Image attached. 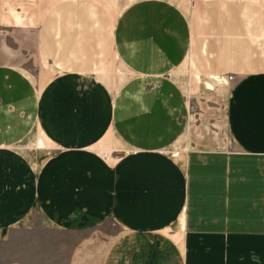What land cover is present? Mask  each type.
Segmentation results:
<instances>
[{
    "label": "crops",
    "instance_id": "obj_1",
    "mask_svg": "<svg viewBox=\"0 0 264 264\" xmlns=\"http://www.w3.org/2000/svg\"><path fill=\"white\" fill-rule=\"evenodd\" d=\"M67 1L38 11L40 56L55 70L41 88L0 63V264H35L9 251L39 233L82 237L67 264H264V46L263 58L239 47L264 37V22L258 33L243 21L254 5L264 18V0H214L230 3L221 16L235 81L232 145L218 150L184 139L190 100L175 85L183 59L171 34L180 17L160 25L155 45L144 18L159 0H127L117 15L93 5L108 0ZM112 53L123 79L104 73Z\"/></svg>",
    "mask_w": 264,
    "mask_h": 264
},
{
    "label": "rangeland",
    "instance_id": "obj_2",
    "mask_svg": "<svg viewBox=\"0 0 264 264\" xmlns=\"http://www.w3.org/2000/svg\"><path fill=\"white\" fill-rule=\"evenodd\" d=\"M64 1L66 0H48L42 3V0H0V63L20 69L38 88H41L55 72L54 68L46 63L43 55L40 56L36 36L37 27L39 21L42 22V18H38V11L40 7L43 10H49L65 6V3L70 4L68 1ZM159 1L160 9L155 15L156 17H147L144 20L154 23L149 26V29L153 34L155 33L153 36L155 45H159L161 44L158 36L160 25L173 29L172 23L176 24V19L180 17L177 19L179 25H176L171 34L176 42L173 49L174 56L183 59L182 62L174 66L175 85L183 90L190 100L189 134L184 139H190L193 143L195 139L201 137L206 142L208 149L229 148L232 145V140L227 132L226 108L235 81L228 79L229 76L233 78V74H228L227 71L232 67L226 65L230 53L225 48L226 35L224 33L225 28H228L226 24L230 23L231 19L221 15L230 9L228 7L230 3L215 2L214 0ZM130 3L127 0H108L95 2L93 5H103L107 9L115 11L117 15ZM136 4L139 2L133 3L132 9L136 7ZM78 8L82 7L78 6ZM171 9L174 12V18L171 17ZM261 11V7L254 5V8L243 12L244 15H249V19L245 18L243 21L251 22L252 28L258 33H260L261 24L264 22ZM30 14H36V16L29 17ZM135 19L134 15L127 16L129 23L134 22ZM117 20L119 21V18ZM30 23L36 25L35 32L28 30L30 27L27 25ZM183 25L187 31L186 34L183 33L182 39L186 40L185 46L182 42L178 43V39L176 40L178 31L181 34L184 31ZM252 34H250L249 41H247L248 37L242 39L241 43L242 41L246 42L239 47L245 49L247 47L245 44L248 42V45L251 44L257 48L256 50L260 54L258 57L263 58L261 56L264 37L255 38V42H250L254 37ZM133 37H135V33ZM254 48H252L253 52ZM244 51H242L243 54ZM246 53L247 51H245ZM110 57L111 63L104 73L111 77L121 74L120 79H123V70L120 63L115 60L116 56L112 53ZM120 83L117 81L114 86L116 87ZM81 238V236H69L66 233L53 234L50 237L41 233L31 237L19 235L16 247L9 253H12L15 260H30L35 264H67L69 247Z\"/></svg>",
    "mask_w": 264,
    "mask_h": 264
},
{
    "label": "built area",
    "instance_id": "obj_3",
    "mask_svg": "<svg viewBox=\"0 0 264 264\" xmlns=\"http://www.w3.org/2000/svg\"><path fill=\"white\" fill-rule=\"evenodd\" d=\"M228 79H230V80H231V77H229ZM104 157H106V154H104Z\"/></svg>",
    "mask_w": 264,
    "mask_h": 264
}]
</instances>
